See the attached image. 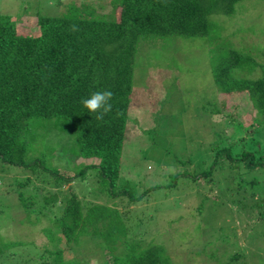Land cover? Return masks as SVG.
Masks as SVG:
<instances>
[{"label": "rangeland", "instance_id": "374dc122", "mask_svg": "<svg viewBox=\"0 0 264 264\" xmlns=\"http://www.w3.org/2000/svg\"><path fill=\"white\" fill-rule=\"evenodd\" d=\"M85 2L95 4L100 14L113 10V0H0V14L10 15L19 33L38 35L39 15H62L67 5L81 6ZM239 6L257 36H247L241 43L237 36L232 40L236 21L225 18L229 29L223 25L222 31L227 39L238 49L255 46L256 41L264 45V2L244 0ZM213 46L209 38L180 36L139 43L133 107L122 149L121 173L115 184L116 189L128 190L139 198V204H129L124 196H107L109 186L94 178L95 174L99 176L96 170L84 180L76 179L75 191L86 203L120 210L124 231L129 241L135 242L134 248L139 253L151 241L162 245L163 264H264V125L251 134L256 125L255 111L250 110L246 98L222 97L218 92L212 67L221 57L212 55ZM254 56L264 65L260 52L255 51ZM263 74L258 66L239 76L259 78ZM213 101L222 110L232 106L235 122H221L225 118L213 114ZM43 138L47 141L42 148L37 149L41 144H35L28 154L41 156L45 152L51 157L50 167L74 174L82 160L78 159V132L54 127ZM218 141L224 144L220 149L230 145L232 151L222 154L223 168H215V156H211L217 151L212 148ZM246 150L253 152L255 164H260L257 168L249 166V156L243 153ZM206 172L212 174L206 176ZM33 173L12 164L0 165V238L21 241L22 246L15 249L25 259H33L29 264H40L45 261L39 257L44 249L56 248L44 232L52 226L48 218L31 211L39 208V202L27 211L12 194L18 182L25 179L35 184L21 189L26 197L34 192L33 197L40 199L45 190L54 193L60 188L71 189L69 184L56 185L50 179L48 183L44 177L38 180ZM58 209L51 207L48 215L60 213ZM95 236L80 245L73 240L62 241L65 262L81 258L86 243L100 240L99 234ZM87 252L90 258L84 264L105 260L97 245L89 246ZM44 257L49 255L45 253ZM23 262L9 260V264Z\"/></svg>", "mask_w": 264, "mask_h": 264}, {"label": "trees", "instance_id": "16d2710c", "mask_svg": "<svg viewBox=\"0 0 264 264\" xmlns=\"http://www.w3.org/2000/svg\"><path fill=\"white\" fill-rule=\"evenodd\" d=\"M243 1L113 0L109 14L98 13L95 4L85 2L78 6L75 2L78 5H67L62 15H39L38 35L19 33L12 17L0 14V165L32 169L38 180L44 177L48 183L50 179L56 185L69 184L71 189L60 188L54 193L45 190L40 199L33 197L34 192L26 197L21 189L35 184L25 179L18 182V189L12 194L17 195L27 211L31 204L39 202V208L31 211L50 221L52 227L44 232L56 248L46 247L39 255L45 260L40 264L88 263V248L95 245L104 252L101 264H163L162 245L151 241L148 248L138 253L135 242L129 241L124 231L120 210L112 205L86 203L75 191L74 182L84 180L91 170H96L100 177L95 174L94 178L109 186L107 196H124L129 204H139V198L128 190L116 189L115 184L121 173L122 149L133 107L135 63L143 40L171 36L211 39L212 55L221 57L213 61L212 67L218 92L222 97L246 98L250 110L255 111L256 125L251 134L264 125V74L259 78L239 76L242 71H252L258 66L264 71V65L254 56L255 51L264 56V45L256 41L255 46L238 49L232 41L236 36L240 43L247 36H257L244 16V8L239 6ZM225 18L232 23L236 21L232 40L222 31L223 25L229 29ZM73 25L76 30H72ZM104 90L114 94L113 109L103 120H97L81 101L92 92ZM213 102V114L225 118L221 122H235L232 106L226 111ZM53 126L79 134L78 159L82 160L74 174L50 167L51 157L45 152L41 156L28 154L35 144H41L37 149L42 148L47 141L43 137ZM223 145L218 141L212 148H217L211 155L215 156V168H223L222 154L231 151L230 145L220 149ZM243 153L249 156L250 167L260 165L255 164L252 151ZM209 174L212 173L204 175ZM54 206L60 213L49 216L47 210ZM95 234L100 235V240L91 245L86 243L81 258L65 262L64 250L60 248L62 241L73 240L80 245L94 239ZM22 244L0 238V264H9L10 259L33 263L32 258L25 259L15 249Z\"/></svg>", "mask_w": 264, "mask_h": 264}, {"label": "clouds", "instance_id": "9594fccd", "mask_svg": "<svg viewBox=\"0 0 264 264\" xmlns=\"http://www.w3.org/2000/svg\"><path fill=\"white\" fill-rule=\"evenodd\" d=\"M72 30H76L75 25L72 26ZM113 95L110 90L95 91L89 97L82 99L81 103L88 110V113L95 115L97 120H103L113 109L111 103Z\"/></svg>", "mask_w": 264, "mask_h": 264}]
</instances>
